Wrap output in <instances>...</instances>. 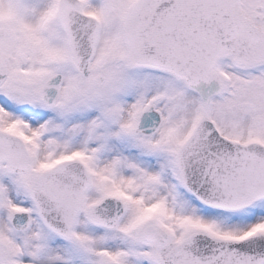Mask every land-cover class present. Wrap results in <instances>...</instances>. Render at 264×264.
Wrapping results in <instances>:
<instances>
[{"label": "snow or ice", "instance_id": "1", "mask_svg": "<svg viewBox=\"0 0 264 264\" xmlns=\"http://www.w3.org/2000/svg\"><path fill=\"white\" fill-rule=\"evenodd\" d=\"M0 264H264V0H0Z\"/></svg>", "mask_w": 264, "mask_h": 264}]
</instances>
